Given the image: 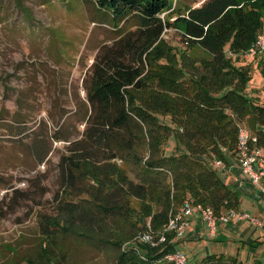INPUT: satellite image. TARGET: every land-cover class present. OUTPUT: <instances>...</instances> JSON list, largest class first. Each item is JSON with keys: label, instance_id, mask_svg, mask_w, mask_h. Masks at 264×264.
Masks as SVG:
<instances>
[{"label": "trees", "instance_id": "1", "mask_svg": "<svg viewBox=\"0 0 264 264\" xmlns=\"http://www.w3.org/2000/svg\"><path fill=\"white\" fill-rule=\"evenodd\" d=\"M93 2L115 28L124 21L137 28L118 48L130 56L127 62H110L106 54L92 67L86 127L58 162L60 204L48 227L54 234L81 236L98 228V241L116 250L115 264H171L162 257L177 248L174 232H164L165 241L156 245L136 239L121 249L124 237L109 227L132 212L126 197L147 202L136 213L133 235L150 233L155 241L185 199L217 214L237 208V191L202 157L225 160L223 150H235L244 122L264 150V104L244 92L251 69L235 65L225 50L238 55L249 48L264 19V0H205L184 12L172 0ZM173 27L188 51L162 39ZM193 47L205 56L193 57ZM170 137L174 147L167 153ZM41 149L34 145L39 162L47 155ZM117 159L128 163L136 179L111 161ZM68 193L89 198L66 200ZM207 258L203 264L230 263Z\"/></svg>", "mask_w": 264, "mask_h": 264}, {"label": "rangeland", "instance_id": "2", "mask_svg": "<svg viewBox=\"0 0 264 264\" xmlns=\"http://www.w3.org/2000/svg\"><path fill=\"white\" fill-rule=\"evenodd\" d=\"M172 1L184 12L205 0ZM136 28L133 21L115 28L93 0H0V264H115L116 250L98 241V228L93 236L54 234L48 223L60 204L58 162L67 154L66 146L81 139L86 127L92 67L106 54L110 62H127L130 56H123L118 48L123 38L134 37ZM162 39L176 51H188L177 28L165 29ZM190 54L205 56L197 47ZM233 58L235 65L251 69L245 94L264 104V53L252 59ZM243 125L252 131L247 123ZM36 144L41 153L47 151L42 162L34 152ZM173 147L170 137L165 151L170 153ZM202 160L211 165L206 157ZM111 161L136 179L124 160ZM63 198L89 197L68 193ZM126 202L132 212L109 227L110 233L124 237L121 249L139 240V234L132 233L135 217L147 205L131 197ZM183 241L178 248L193 264H203L212 255L232 262L230 241L215 240L207 229L201 238Z\"/></svg>", "mask_w": 264, "mask_h": 264}, {"label": "built area", "instance_id": "3", "mask_svg": "<svg viewBox=\"0 0 264 264\" xmlns=\"http://www.w3.org/2000/svg\"><path fill=\"white\" fill-rule=\"evenodd\" d=\"M262 53H264V25L257 32L249 48L237 56L252 59L260 56ZM230 56L233 57L236 55L230 53ZM223 152L233 154L241 172L249 178L251 183L264 191V187L260 183L261 179L264 178V150L257 144V136L252 133V131L243 124L239 125L237 128L235 150H223ZM212 165L215 168L222 167L223 160L213 156ZM195 212L199 214L200 218L206 224L211 235L216 234L220 223L228 222L232 218L247 220L256 226L262 225V222L258 218L247 212H240L234 208H228L217 214L210 206L194 204L189 199H185L183 203L170 214L168 222L164 225L163 231L159 234L157 241H155L152 234L146 232L139 234V240L149 242L151 245H156L158 242L165 241L164 232L171 231L175 234L174 239L180 238L183 236L189 224V217H192ZM162 259L171 264H193L188 261L187 256L178 248L166 252ZM228 264L238 263L230 262Z\"/></svg>", "mask_w": 264, "mask_h": 264}, {"label": "crops", "instance_id": "4", "mask_svg": "<svg viewBox=\"0 0 264 264\" xmlns=\"http://www.w3.org/2000/svg\"><path fill=\"white\" fill-rule=\"evenodd\" d=\"M224 155L223 166L217 169L223 175L221 177L225 183L237 191L238 205L236 210L247 212L258 218L262 225L256 226L247 220L232 218L228 222L220 223L216 234L211 235L206 224L195 212L192 217H189V224L183 236L175 239L177 242L176 247L178 248V244L184 242L183 240L188 239L191 241L201 238L207 229L208 234L215 240L230 241L228 248L233 253L230 255V261L238 264H264V191L251 183L249 178L241 172L233 154L226 152ZM210 162L212 165V161ZM260 183L264 187V178L261 179ZM184 235L186 239L183 238ZM181 238L183 239L181 240ZM238 242H241L240 246H237ZM222 255L228 257L226 252ZM235 255L238 257H235ZM243 256L244 262L242 261Z\"/></svg>", "mask_w": 264, "mask_h": 264}]
</instances>
